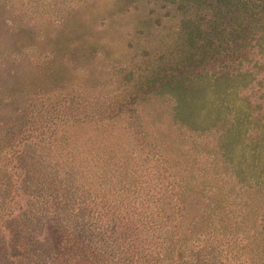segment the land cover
Listing matches in <instances>:
<instances>
[{
    "label": "rangeland",
    "instance_id": "obj_1",
    "mask_svg": "<svg viewBox=\"0 0 264 264\" xmlns=\"http://www.w3.org/2000/svg\"><path fill=\"white\" fill-rule=\"evenodd\" d=\"M168 7L163 0H0V213L9 212L0 239L4 233L13 243L0 264H75L78 237L89 259L108 264L113 235L128 242L133 230L140 244L129 251L140 264L157 252L166 258L168 237L184 243L176 246L181 259L220 247L223 264H261L254 247L264 231V57L251 86L238 92L239 104L250 99L252 116L240 126L232 161L216 148L234 119L229 108L227 120L215 123L201 110L204 127L191 128L175 119L174 101L155 96L144 102V141L127 116L81 124L62 118L55 126L41 109L77 87L86 89L82 100L93 99L108 80L102 99L127 94L125 69L153 58L158 38L175 24ZM138 23H147L144 33L134 30ZM73 31L82 48L72 44ZM59 66L67 68L64 78L54 73ZM236 164L253 178L237 179ZM45 191L53 197L46 206ZM227 220L232 227L217 233ZM49 233L57 242L45 252Z\"/></svg>",
    "mask_w": 264,
    "mask_h": 264
},
{
    "label": "trees",
    "instance_id": "obj_2",
    "mask_svg": "<svg viewBox=\"0 0 264 264\" xmlns=\"http://www.w3.org/2000/svg\"><path fill=\"white\" fill-rule=\"evenodd\" d=\"M163 2L169 4L167 14L170 15L167 16V21H174L175 24L171 26V29H168L166 35L161 34L158 38L153 58L149 59L146 57L147 55L142 57L139 61L140 66L137 64L138 70L125 69L127 66L120 67L119 70L125 69L122 83L127 89V94L118 95L115 99H105V97L102 99L101 95L108 89L107 85H111L108 80L106 81L107 85L105 84L106 89L104 85H101L100 94H97L93 99L87 97V101L82 100L81 96L84 92L81 90L86 91V89L77 87L81 90H76L75 94H71L72 96L61 93V98L56 101L50 100L41 109L46 110L45 115L50 112L51 115L47 121L55 126L59 124L58 122L63 123L62 118H65L67 122L75 121V123L81 124L94 119L104 121L117 118L118 120L127 116L132 120L130 123L131 126H134L135 132L141 134V139L144 141L147 134L142 120L144 102L155 96L167 95L169 101H174L175 119L180 124L184 122L190 125L191 128L204 127L205 121L203 117L201 118V110L206 109L210 115L205 118L211 123H215L220 119L227 120L223 112L229 108L234 111V119L231 121L230 128L227 129V134L223 136L216 148L222 150L223 154L230 157L232 161L235 146L240 138L242 139L243 128L240 126L248 122L246 117L248 119L252 116L250 99L245 96L246 98L240 99L243 104H239L236 101L238 92L248 89L251 86V75L254 74L255 77L256 72L262 70L258 63L264 57V0H163ZM74 24L77 25L75 19ZM146 24L138 23L134 30L138 33V29H143L144 33ZM78 31H73L71 42L76 45L75 48H82L83 46L77 45ZM101 48L106 52L110 50L109 47ZM61 67L59 66L54 73L56 76L64 78L67 68L61 70ZM81 76L83 77L82 72ZM80 91L81 93H76ZM92 91L93 89H90L88 93L91 94ZM260 139L262 138L260 137L258 140ZM236 167L238 168L236 178H239L241 182H246L247 177L253 178L254 173H241L242 167L238 164ZM258 182L264 185V179ZM43 195L45 198L42 204L49 205V200L53 197H50L48 191H45ZM260 198L264 201V193H261ZM68 200L70 199L68 198ZM221 209L222 211L226 210L225 207ZM4 210L5 206L0 213L2 231L7 223L5 220L7 210ZM55 210L53 208L51 212L55 214L54 221L53 216H49L46 218L50 220L48 222L53 221L54 223L59 219V211ZM209 215L210 213H206L203 217L206 218ZM234 219H237V216L232 217V220ZM227 221L228 223L226 221L223 223L222 231L217 229V233H225L232 227V222ZM130 222L133 227L134 219ZM145 224L146 221L142 223V228L145 227ZM163 227L164 225H158L156 229V227L151 228L150 225L149 230H158L159 232ZM123 228L125 236L129 237L127 231L129 226H122ZM62 230L66 232L67 226L64 225ZM164 231L167 232V230ZM215 231L213 230V232ZM133 233L136 234V237L128 242L121 240L122 235L121 238L117 233L113 235L116 238L113 239L114 245L110 249L113 252L107 257L108 264H140L139 260H135L133 253L129 251V248L136 250L137 245L140 244L138 233H135L134 230L131 234ZM259 233L255 236L256 245L254 248L262 258L261 264H263L264 231ZM51 235L49 233V241L43 249L45 252L56 245L55 236ZM79 239L81 237L76 239L75 244L77 252L81 254L78 255L79 260L75 264H104L101 262L103 259L99 263L89 259L90 254L87 253V247ZM168 240L172 243L166 250V258L160 257L157 252V255H151V258L141 264H223L220 262L222 256L220 247L218 249L212 247L215 249L205 251L204 254L202 252V256L188 253L181 259L175 255L177 252L179 253L176 246L179 244L178 247L182 248L184 243L174 242L169 237ZM17 241L21 244V240ZM0 244V255L6 258L7 247L13 243H10L7 236L2 233ZM69 248L74 250L72 246ZM125 249L126 251H124ZM71 263L72 261L69 262V264Z\"/></svg>",
    "mask_w": 264,
    "mask_h": 264
}]
</instances>
